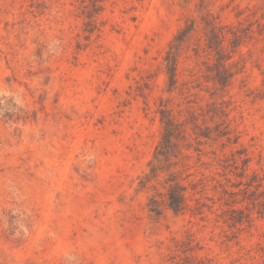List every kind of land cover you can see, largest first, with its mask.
Returning <instances> with one entry per match:
<instances>
[{"label": "rangeland", "instance_id": "rangeland-1", "mask_svg": "<svg viewBox=\"0 0 264 264\" xmlns=\"http://www.w3.org/2000/svg\"><path fill=\"white\" fill-rule=\"evenodd\" d=\"M0 264H264V0H0Z\"/></svg>", "mask_w": 264, "mask_h": 264}, {"label": "trees", "instance_id": "trees-1", "mask_svg": "<svg viewBox=\"0 0 264 264\" xmlns=\"http://www.w3.org/2000/svg\"><path fill=\"white\" fill-rule=\"evenodd\" d=\"M180 34L182 36L181 30L174 37V41L177 42L180 40ZM172 48H176L174 42L172 43V45H170L165 60L167 62V74H169L171 78H174L176 71V59L174 57V51H172ZM161 120L163 123V131L161 139L155 148L153 159L156 161H164L166 163H171L172 157L175 156L174 141L177 140L179 132L177 124L172 120V118L162 116ZM157 170L158 169L156 168H154L153 170L152 168H150V171L154 173H157ZM167 181L169 182V186L164 194L167 207L175 213L184 211L188 206L186 200L187 187L180 183L177 180L176 176L173 174L169 175Z\"/></svg>", "mask_w": 264, "mask_h": 264}]
</instances>
